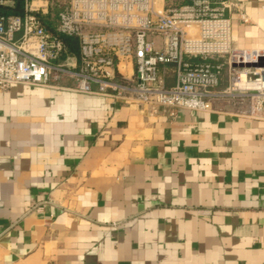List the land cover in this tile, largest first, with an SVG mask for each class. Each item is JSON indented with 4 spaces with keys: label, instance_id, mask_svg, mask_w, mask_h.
Instances as JSON below:
<instances>
[{
    "label": "crops",
    "instance_id": "0c3cea01",
    "mask_svg": "<svg viewBox=\"0 0 264 264\" xmlns=\"http://www.w3.org/2000/svg\"><path fill=\"white\" fill-rule=\"evenodd\" d=\"M232 1L235 46L261 48L264 0ZM75 84L0 90V264H264V116L219 99L171 117Z\"/></svg>",
    "mask_w": 264,
    "mask_h": 264
},
{
    "label": "built area",
    "instance_id": "2783aa9c",
    "mask_svg": "<svg viewBox=\"0 0 264 264\" xmlns=\"http://www.w3.org/2000/svg\"><path fill=\"white\" fill-rule=\"evenodd\" d=\"M232 0H0V90L15 83L48 86L62 76L76 91L114 102L137 99L175 117L226 99L264 116V42L235 46ZM243 22L249 17L240 12ZM52 22L53 28L47 25ZM65 37L76 40L70 52ZM225 58L226 60H220ZM247 63H251L247 65ZM131 65L133 72L124 73ZM225 66L228 83L219 88ZM162 67L175 81L167 84Z\"/></svg>",
    "mask_w": 264,
    "mask_h": 264
},
{
    "label": "trees",
    "instance_id": "16d2710c",
    "mask_svg": "<svg viewBox=\"0 0 264 264\" xmlns=\"http://www.w3.org/2000/svg\"><path fill=\"white\" fill-rule=\"evenodd\" d=\"M0 11L1 12H5V13H8V12H20L21 11V6L18 5L16 8H10V7L0 6ZM47 25L50 28H53L52 22H50L48 20H47ZM65 40H66V43L69 46L70 52L78 53V47H77L76 40L74 38H71V37H65Z\"/></svg>",
    "mask_w": 264,
    "mask_h": 264
},
{
    "label": "water",
    "instance_id": "95a60500",
    "mask_svg": "<svg viewBox=\"0 0 264 264\" xmlns=\"http://www.w3.org/2000/svg\"><path fill=\"white\" fill-rule=\"evenodd\" d=\"M251 63H247V65H250ZM264 64V61L263 59L261 58L260 61L258 63H254V65H263Z\"/></svg>",
    "mask_w": 264,
    "mask_h": 264
},
{
    "label": "rangeland",
    "instance_id": "374dc122",
    "mask_svg": "<svg viewBox=\"0 0 264 264\" xmlns=\"http://www.w3.org/2000/svg\"><path fill=\"white\" fill-rule=\"evenodd\" d=\"M60 1V3H62L64 0H59Z\"/></svg>",
    "mask_w": 264,
    "mask_h": 264
}]
</instances>
